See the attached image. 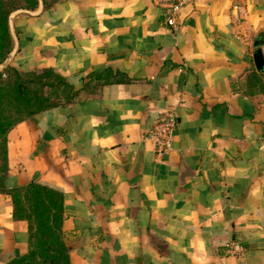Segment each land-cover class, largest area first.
Returning <instances> with one entry per match:
<instances>
[{"label":"crops","instance_id":"1","mask_svg":"<svg viewBox=\"0 0 264 264\" xmlns=\"http://www.w3.org/2000/svg\"><path fill=\"white\" fill-rule=\"evenodd\" d=\"M47 1L15 55L64 76L70 104L9 133L7 185L65 195L70 264H264V0H198L176 29L151 0ZM166 114L159 157L145 136ZM12 212L0 194V264L27 251Z\"/></svg>","mask_w":264,"mask_h":264},{"label":"trees","instance_id":"2","mask_svg":"<svg viewBox=\"0 0 264 264\" xmlns=\"http://www.w3.org/2000/svg\"><path fill=\"white\" fill-rule=\"evenodd\" d=\"M42 1L47 9L49 1ZM38 5V0H0V66L14 47L9 28L10 15L17 10L34 12ZM22 32L14 26L19 41L17 53ZM23 68L22 65L17 68L8 64L0 70V194L10 198L12 218L25 222L27 226L26 253L13 256L3 264H70L62 230L65 195L37 182L13 187L7 185L9 133L20 123L43 112L70 104L71 87L64 76L50 68Z\"/></svg>","mask_w":264,"mask_h":264},{"label":"built area","instance_id":"3","mask_svg":"<svg viewBox=\"0 0 264 264\" xmlns=\"http://www.w3.org/2000/svg\"><path fill=\"white\" fill-rule=\"evenodd\" d=\"M152 3L163 10L164 24L176 29L179 25L180 12L187 6L194 4L198 0H151ZM176 125L175 117L166 114L154 122L145 139L151 141L155 152L159 157L171 150L173 133ZM230 253L240 252L241 247L237 243L231 244Z\"/></svg>","mask_w":264,"mask_h":264},{"label":"water","instance_id":"4","mask_svg":"<svg viewBox=\"0 0 264 264\" xmlns=\"http://www.w3.org/2000/svg\"><path fill=\"white\" fill-rule=\"evenodd\" d=\"M38 1H39L38 10L36 12H27L28 15L35 17L41 14L42 9H43V3H42V0H38ZM22 13H26V12L22 10H17L11 14L10 18H14L16 15H19ZM10 33L14 39L15 44H14V48L12 52L7 58V61L10 60L15 55L17 48H18V39L16 35L14 34L13 26L11 25H10ZM253 46H254V52L252 54V57H253V63H254L255 69L258 73L264 74V54L262 51V47L264 46V33H260L258 35Z\"/></svg>","mask_w":264,"mask_h":264},{"label":"rangeland","instance_id":"5","mask_svg":"<svg viewBox=\"0 0 264 264\" xmlns=\"http://www.w3.org/2000/svg\"><path fill=\"white\" fill-rule=\"evenodd\" d=\"M23 14L28 15V13H22V14L16 15L14 18H10L11 17V15H10V17H9V28L11 25V26H13V30H14V26L17 29L22 30V28H23L22 23H24V21L28 19ZM14 44H15V42H14ZM9 55H8V57H9ZM19 62L20 61L18 60V58L16 56L14 59H11L9 61H7V59H6V61L0 66V70L8 64L18 68L20 66ZM25 68H27V66H24L23 69H25ZM31 70H33V69H31ZM249 83L251 85V89H250L251 94L252 95H261L264 98V74H259L258 76H255L254 73L251 74V77L249 79ZM263 98L261 97V102L264 101Z\"/></svg>","mask_w":264,"mask_h":264}]
</instances>
